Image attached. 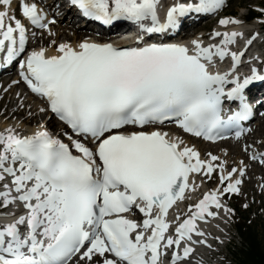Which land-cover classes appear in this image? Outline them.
I'll use <instances>...</instances> for the list:
<instances>
[{"label": "snow or ice", "instance_id": "1", "mask_svg": "<svg viewBox=\"0 0 264 264\" xmlns=\"http://www.w3.org/2000/svg\"><path fill=\"white\" fill-rule=\"evenodd\" d=\"M67 3L104 24L132 22L143 34L177 31L193 12L227 7V0H173L162 19V0ZM17 10L55 35V17L37 3L20 0L14 9L13 0H0V67L18 63L21 79L45 101L38 112H51L70 131L62 132L67 142L42 125L24 134L23 120L35 114L16 94L17 108L28 111L0 130V215L8 218L0 224V264H210L198 251H215L201 222L234 215L227 200L244 195L250 165L240 159L229 167L211 151L202 156L161 127L125 129L174 122L207 141L226 134L241 141L252 132L244 122L255 118L253 100L264 107V95H250L264 82V56L249 55L264 33L231 29L244 21L225 16L207 43L148 42L138 35L135 46L123 47L85 39L76 46L60 43L58 54L49 55L45 47L28 50V28ZM245 66L249 72L242 74ZM240 147L264 167V136ZM214 174L216 186L193 201ZM185 201L187 211L179 208ZM134 209L141 221L130 218Z\"/></svg>", "mask_w": 264, "mask_h": 264}, {"label": "rangeland", "instance_id": "2", "mask_svg": "<svg viewBox=\"0 0 264 264\" xmlns=\"http://www.w3.org/2000/svg\"><path fill=\"white\" fill-rule=\"evenodd\" d=\"M250 8H252V10L253 9L255 10L256 8H264V0H233L227 6L226 13L230 14L231 11L237 10V15L244 16L247 13V10ZM236 18H241V17H236ZM250 25L256 26V20L250 23ZM247 27L250 28V26ZM52 31H55V28ZM0 89H1V84H0ZM10 96L11 95L9 94L8 101L10 99ZM31 99L35 100L33 98ZM30 104H31V100H30ZM38 105H39L38 101L35 104L32 103V106L38 107ZM37 107L34 109L37 110ZM2 109H3V105L0 106V111H2ZM34 109H31V111L33 112ZM9 110L10 108H8V112ZM34 114L35 116L31 118L32 120H38L40 122L49 121L46 120V114L42 115L38 111H35ZM21 117H24V115H18V117L15 116L14 118H21ZM259 123H260L259 121L255 122L254 124L255 131L252 130V132L254 131V133L251 135L250 138H247L249 139L248 140L249 142L253 140H258L259 138H261V136H264V132L259 136L256 134V131L259 134ZM228 159L237 160L235 156L229 157ZM243 160L245 161V163H247L248 159L246 153H244ZM233 162L234 161L229 162V167L232 166ZM249 164H251V162ZM250 166H252V168L250 170L248 169L249 172L248 176H250L251 179L249 178V180H247L243 185L244 195H240V196L236 195L227 200L230 207L236 208L237 212H235L234 215L228 218V223L227 222L219 223L217 230H214L216 233H218L217 237H219V240L216 239L215 242V246H214L215 251H212L209 256L203 255L204 260L209 261L210 264L236 263V253L239 252V250L243 246L242 237L237 232L236 227L238 224L241 223L242 220L245 221L246 225L249 226V228L254 229L258 232L259 239L264 249V191L261 190L260 188L261 184L259 183L261 181V177L264 178V174L262 175L260 173V170H262L263 172L264 170L260 169L261 167L259 166L257 167L254 163L251 164ZM254 167H256V169ZM254 170H256L258 174L256 171L253 172ZM258 177L260 178L257 179ZM262 182L264 183V179H262L261 183ZM244 204H247L248 207L247 208L243 207Z\"/></svg>", "mask_w": 264, "mask_h": 264}, {"label": "bare ground", "instance_id": "3", "mask_svg": "<svg viewBox=\"0 0 264 264\" xmlns=\"http://www.w3.org/2000/svg\"><path fill=\"white\" fill-rule=\"evenodd\" d=\"M13 8H14V2H13ZM65 18L66 17H64V19ZM239 19L242 20V19H244V17H241ZM77 26L78 25L74 22L73 19H68L66 22H65V20H63L62 23L58 24L57 29L59 31L57 32L56 35H58V33H59V35L64 36V39H63L62 43H70V42L75 43V39L76 38H83V35H82L83 33L79 29V27H77ZM221 27L222 26H220V29H221ZM229 27L231 29L242 30L245 33H247L248 31L251 30V28L247 27L244 23L241 24V25H230ZM52 30H54V28ZM69 31H73V35L72 36H71V34H69ZM56 40L57 41H56L55 45H53L51 43V41H46V42L44 41V43L42 44V47H45L47 49V52H49V54L55 53V55H56V54H58L57 51H55L56 47L60 44L58 39H56ZM13 81H14V79H12L9 82L3 81L2 84H1L0 106L3 105V109H2V111H0L1 112V114H0V130L6 128L9 125L16 124L17 118H14L15 116L24 115V117H26L25 114L28 111V109L27 108H24V109H18L17 108V103H18V97L16 95L17 93H21L22 95L25 96V104L26 105L30 104V100H31V103H33L34 101L37 103V101H38L35 97H33L31 95H26L25 89L23 87L19 86V87H13L12 88L10 86V83L13 82ZM9 94L11 96H10V99L8 101V95ZM27 98H30V99L26 100ZM31 98H33L35 100H32ZM33 104H35V103H33ZM38 104H39L38 107L44 106L40 101H38ZM36 107L37 106H35V108ZM38 107H37V110L36 109L33 110V113L35 111H38ZM8 108H10L9 112H8ZM47 117H48V114H47L46 118ZM48 120H49L48 122H40L38 120H32L31 118L30 119L29 118H25L23 120V125L24 126H23L22 131H23L24 134H30L38 125H42V126L48 128L49 130H53L55 128L56 124H55V122H54V120L52 118H49ZM258 121L260 122L259 123V134L257 133V131H256V134L259 136V135H261L264 132V118L259 119ZM28 124H30V125H28ZM167 130L169 131V129H167ZM246 139H247V137L244 138L243 140L239 141V142H222V143H219V144H216V145L205 144L199 139H192V138L185 140V142L188 143L189 145H195L201 151L202 155L206 151H211V152H215L216 151L215 154L220 153L219 155L222 156V158H226L229 162L230 161L238 162L241 158L243 159V156H244V152L241 150V147L239 148V146L241 145V142L246 140ZM225 150H227V156L226 157L224 156V151ZM232 156H235L237 160L228 159L229 157H232ZM249 163H250V161L248 159L247 160V164H249ZM251 164H253V163H251ZM251 164H249V165H251ZM254 168L256 169V167H254ZM255 171L256 170H254L253 172H255ZM248 173H247V175H248ZM260 173L262 175L264 174V172L262 170H260ZM257 174H258V172H257ZM261 181L259 183H261ZM205 186H206V182L204 183V185L202 186V188L198 192L193 194V196H192V200L193 201L196 200L201 195V193L203 191H207ZM189 202L190 201H185L183 203H180L181 206L179 208L181 210L186 209V204L189 203ZM217 222H215V224H211V225L207 226V230H209L210 227H215Z\"/></svg>", "mask_w": 264, "mask_h": 264}, {"label": "trees", "instance_id": "4", "mask_svg": "<svg viewBox=\"0 0 264 264\" xmlns=\"http://www.w3.org/2000/svg\"><path fill=\"white\" fill-rule=\"evenodd\" d=\"M244 239V245L237 256V264H264V249L255 230L247 229L245 225L238 228Z\"/></svg>", "mask_w": 264, "mask_h": 264}]
</instances>
